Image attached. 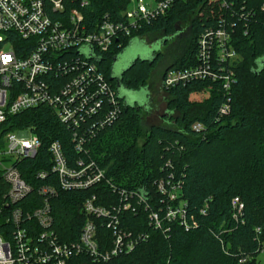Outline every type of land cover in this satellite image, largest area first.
Wrapping results in <instances>:
<instances>
[{"label":"built area","instance_id":"2783aa9c","mask_svg":"<svg viewBox=\"0 0 264 264\" xmlns=\"http://www.w3.org/2000/svg\"><path fill=\"white\" fill-rule=\"evenodd\" d=\"M189 1L156 0L155 6L147 8L143 0H134L136 7L126 9L122 20L106 15L90 26L83 15L88 0H0V264H69L82 258L87 259L82 264L109 262L147 239L121 226L125 212L140 209L147 213L150 226L166 233L172 224L186 232L197 226L182 198L183 182L175 174L157 180L155 196L150 197L108 180L106 184L120 197L119 204L99 205L98 196L92 195L84 202L88 219L78 237L65 241L56 228L52 200L61 192L88 191L103 184L105 170L83 158L70 164L62 145L53 141L47 147L51 171L41 167L35 177L42 184L35 187L23 177L22 167L36 159L42 141L32 128L4 126L11 116L47 106L72 132L76 152L87 157V144L116 122L121 106L117 90L96 60L81 52L92 49L94 57L100 58L167 15L176 3ZM198 1L197 18L204 28L197 39L195 63L168 70L162 86L168 90L207 82L211 90L218 85L225 97L218 115L224 117L231 112L235 66L240 59L235 32L239 24L247 28L255 11L247 8L245 0ZM201 128L199 123L194 125L196 130ZM156 196L163 199L157 202ZM231 209L232 219L239 222L244 210L239 197L232 199ZM93 218L103 221L111 232L109 247L100 245Z\"/></svg>","mask_w":264,"mask_h":264},{"label":"trees","instance_id":"16d2710c","mask_svg":"<svg viewBox=\"0 0 264 264\" xmlns=\"http://www.w3.org/2000/svg\"><path fill=\"white\" fill-rule=\"evenodd\" d=\"M88 1L83 15L90 26L106 15L113 21L122 20L130 4V0ZM245 3L255 14L247 21L246 29L244 24H239L235 32L240 59L235 66L237 81L231 91L229 115L219 117L225 97L218 85L208 90L207 82L163 88L168 96L165 125L147 128L144 121L149 108L129 103L125 96L118 95L121 114L113 125L87 144L90 150L87 157L76 152L72 132L47 106L11 116L4 124L9 129L32 128L43 143L36 159L26 161L22 167L23 177L35 187L42 184L35 173L41 167L51 171L47 147L53 141L62 145L70 164L83 158L105 170L103 184L88 191L61 192L52 200L56 228L67 242L78 237L88 219L83 205L92 195L98 196L99 205L119 204L120 197L106 184L108 180L121 189H140L146 197L155 196L154 183L160 178L173 173L182 180V198L197 226L186 232L172 224L166 233L148 224L145 211L125 212L121 217L122 228L136 236L146 235L147 239L131 253L100 264H258L264 245V0H245ZM198 7V0L176 3L167 15L126 39L121 48L115 45L98 58L100 71L114 89L117 90V84L110 80L114 62L134 39L146 36L166 42L184 26L187 33L181 43L177 40L180 43L177 59L166 68L162 80L170 69L194 65L197 39L204 28L197 18ZM161 56L151 64L137 60L122 76L123 88L131 92L146 89L148 94ZM204 91L209 93L206 100L191 101L192 95ZM197 123L202 125L201 130L194 129ZM35 195L34 192L30 197ZM234 197L244 204L239 222L232 219ZM155 199L160 202L163 198ZM93 220L99 227L100 245L109 247L111 232L103 221ZM83 262L87 259L69 264Z\"/></svg>","mask_w":264,"mask_h":264},{"label":"rangeland","instance_id":"374dc122","mask_svg":"<svg viewBox=\"0 0 264 264\" xmlns=\"http://www.w3.org/2000/svg\"><path fill=\"white\" fill-rule=\"evenodd\" d=\"M136 1V0H135ZM144 5L149 8L156 4V0H143ZM136 4L133 0L128 6V10L134 9ZM184 26H180L179 30L182 31ZM185 31H183L184 33ZM185 34L179 36L174 42L168 45H163L161 40H155L152 37H145L142 39H134L127 47L120 60L115 64V73L119 74L124 68L128 67L136 58L150 59L156 54H162L161 60L154 69L152 78L150 80L149 91L147 94L146 89L140 92L131 93L142 105L149 108V113L144 121V127L147 128L151 125H165L164 119L167 113V94L163 91L162 76L166 68L177 59L178 45L183 40ZM180 43H178V41ZM159 58V57H158ZM128 97V91H124ZM209 96L207 91L194 94L191 96V101L203 102ZM133 99V98H132ZM258 264H264V252H261L257 259Z\"/></svg>","mask_w":264,"mask_h":264},{"label":"water","instance_id":"95a60500","mask_svg":"<svg viewBox=\"0 0 264 264\" xmlns=\"http://www.w3.org/2000/svg\"><path fill=\"white\" fill-rule=\"evenodd\" d=\"M81 53L85 54L87 57H89V59L96 60L97 62L100 61V59L94 57L92 49L91 50L90 49L89 50H84V52H81ZM159 54H156L155 56H153L150 59L136 58L131 64H129L128 67L124 68L119 74H116L114 67H115V64L120 60V56H119L114 62L113 69H112V75L110 77V80L111 81H115L116 84H117V93H118V95L125 96V93H124L125 89L122 86V76L124 75V73L127 72L134 65V63L137 60L149 61L150 64H151L158 58ZM122 55L123 54H121V57H122ZM131 93H134V92L128 91V97L129 98H127V101L129 103H132V104L133 103L141 104V102H139V100H137L135 97H133Z\"/></svg>","mask_w":264,"mask_h":264},{"label":"flooded vegetation","instance_id":"af4514ba","mask_svg":"<svg viewBox=\"0 0 264 264\" xmlns=\"http://www.w3.org/2000/svg\"><path fill=\"white\" fill-rule=\"evenodd\" d=\"M184 29L182 30V31H180L179 29L176 31V33H175V35L174 36H172L171 38H167L166 40V42H161L164 46L165 45H168V44H171L172 43V41L175 39V38H178L179 36H182L183 34H185L186 35V33H187V28L186 27H183ZM183 31H185L184 33H183ZM125 97H126V99L127 98H129V97H127V94H125Z\"/></svg>","mask_w":264,"mask_h":264}]
</instances>
